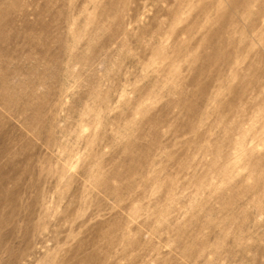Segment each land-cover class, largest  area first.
<instances>
[{
	"label": "rangeland",
	"instance_id": "374dc122",
	"mask_svg": "<svg viewBox=\"0 0 264 264\" xmlns=\"http://www.w3.org/2000/svg\"><path fill=\"white\" fill-rule=\"evenodd\" d=\"M0 264H264V0H0Z\"/></svg>",
	"mask_w": 264,
	"mask_h": 264
}]
</instances>
